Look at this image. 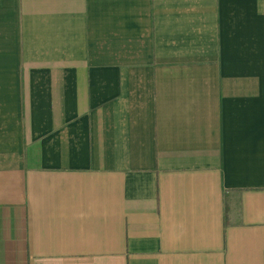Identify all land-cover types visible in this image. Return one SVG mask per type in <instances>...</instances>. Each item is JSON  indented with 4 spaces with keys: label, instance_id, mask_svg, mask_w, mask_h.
<instances>
[{
    "label": "crops",
    "instance_id": "crops-1",
    "mask_svg": "<svg viewBox=\"0 0 264 264\" xmlns=\"http://www.w3.org/2000/svg\"><path fill=\"white\" fill-rule=\"evenodd\" d=\"M0 264H264V0H0Z\"/></svg>",
    "mask_w": 264,
    "mask_h": 264
}]
</instances>
